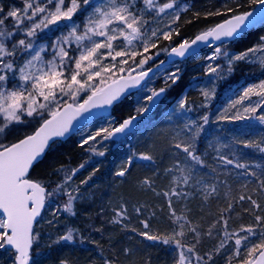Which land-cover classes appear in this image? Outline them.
Segmentation results:
<instances>
[{"label":"snow or ice","instance_id":"snow-or-ice-1","mask_svg":"<svg viewBox=\"0 0 264 264\" xmlns=\"http://www.w3.org/2000/svg\"><path fill=\"white\" fill-rule=\"evenodd\" d=\"M250 3L254 8H259L256 20L264 24V0H250ZM243 7L240 0L232 4L226 0L214 11L205 10V19L220 17L221 22L201 31L194 39L177 42L174 37L181 35L178 22L182 16L191 12L195 19H200L202 15L187 0H21L19 6L15 3L6 5L0 0V250L9 254L11 264H44L43 259L36 258L41 255L37 251L41 247V233L35 225L39 223L37 218L45 209L46 202L66 198L62 207L53 212V219L47 221L53 227L54 221L59 222L60 211L70 216L76 215L74 204L80 199V185L74 184V177L85 164L81 163L77 168L61 164L42 176L33 175L36 166L48 152L54 150L56 138L65 137L73 131V122L77 117L91 109L113 104L129 89L146 90L150 94L142 97L144 103L135 109L137 115L123 120L118 126L100 127L94 133L82 136L78 143L80 149L104 156L105 151L98 150L96 145L129 132L137 116L147 113L149 106L181 79V61L169 59L157 63L161 52L170 58L182 60L187 58L194 46L203 44L214 47L212 54L205 57L209 62L205 66V74L210 77L219 76L223 71L221 64L213 63L220 59L226 62L228 73L239 62L258 61L264 69V35H260L254 45L243 51L233 53L228 50L230 44L242 38L241 34L256 23L251 19L254 12L241 11ZM88 9L91 11L82 25L77 23V18ZM165 19L168 22L160 27V21ZM187 23H192V20H187ZM65 28L66 34L62 31ZM54 32L62 34L47 45L38 43L45 35ZM162 41L170 43L158 48ZM152 49L158 50L149 54ZM49 54L50 58H47ZM150 73L162 76L164 86L159 89L147 87L154 78ZM200 94L204 98L200 106L207 108L215 89L200 88ZM252 97L257 98L256 103H252ZM245 101H248L247 106H244ZM194 104L195 101H190L185 94L176 105L174 114L180 122L170 133L168 141V151L176 163L172 168L165 169V174L175 170L181 175L172 178L170 183L174 186L169 187L168 191L157 193L168 198L169 220L174 225L172 235L150 234L147 219L141 221L145 231L139 235L151 241L160 240L164 244L174 243L179 250L174 264H215L214 257L220 255L222 250L227 252L225 264H264V204L252 195L239 196V202H248L249 206L244 211L252 217V222L241 225L238 231H229V219L234 207L231 201L210 224L206 233H201L200 226L193 224L187 215L177 216L174 210L173 196L186 200L191 194L185 192L181 184L189 188H207L204 177L209 173L202 171L208 167L206 153L200 152L197 145L205 125L209 123V115L207 112L201 115L199 120L202 122L183 120L186 113L193 111ZM238 105L243 107V112ZM232 110L235 113L229 116ZM28 118L36 120L34 130L22 138L8 141V136L14 131L13 126L25 124ZM217 120L256 121L264 127V80L245 87L239 98L231 101ZM233 143L264 153V135L259 139L233 137ZM222 149H229L232 158L223 154ZM213 150L216 152L214 159L217 167L223 168L226 173L241 170L235 172L238 180L241 177L255 178L258 189L253 191L264 194V169L258 174L248 163L240 162L243 154L237 155L231 144L219 143ZM139 159L152 161L153 156L141 153ZM132 160L133 157H128L115 175L124 177L129 172ZM95 171L80 184H87ZM211 171L216 172L217 168ZM52 176L56 179H51ZM197 176L200 179H196ZM155 178H158L156 173L145 177L140 185L155 191L152 187ZM192 181L194 184L190 183ZM248 183L245 180L241 186L247 188ZM213 191H216L215 185ZM209 194L205 192L204 198L207 199ZM134 210L141 212L140 207ZM112 212L111 222L126 228L124 220L128 217V211L125 203H120ZM176 227L180 229L179 232ZM65 228L46 247L74 242L80 230L67 225ZM221 229L223 236L215 248L203 255L197 253L202 236L214 238V232L218 233ZM188 235L193 240L190 246L176 238ZM233 240L230 248H226L228 242ZM123 251L126 255L133 252L130 248ZM59 264H70V261L60 260ZM103 264L114 262L105 259Z\"/></svg>","mask_w":264,"mask_h":264},{"label":"trees","instance_id":"trees-1","mask_svg":"<svg viewBox=\"0 0 264 264\" xmlns=\"http://www.w3.org/2000/svg\"><path fill=\"white\" fill-rule=\"evenodd\" d=\"M3 2L6 5L15 3L19 6L21 0H3ZM187 2L194 5V10L201 11L202 15L200 19H195L191 12L182 16L181 21L178 22L181 35L174 37L177 42L189 39L196 33L212 26L216 21L221 20L220 17H209L207 19L203 17L205 10L214 11L213 7H216V9L220 8V0H187ZM240 2L244 4L241 11L252 7L250 0H240ZM85 14L84 12L83 16L80 15L78 18L84 17ZM187 20H192V23H187ZM76 22L79 23L80 20L77 19ZM173 26L175 27V25ZM263 28L258 26L248 31L233 46L230 48L228 46V50L235 53L251 47L256 43L260 35H264ZM66 32L67 29L63 31L64 34ZM61 34L62 32L48 33L43 39L38 40V43L47 45L54 37L56 38ZM169 43V41H162L158 48L168 46ZM157 50L152 49L149 54ZM163 56L164 52H161L158 60ZM47 58H50V54ZM149 63L151 64L152 61ZM215 63L221 64L223 71L220 72L219 76L214 77L206 75L205 69L197 73L188 66L184 67L181 79L167 90L155 112L149 119H143L137 125L134 133L126 135L118 141L106 140L104 147H97L98 150L105 151L104 156H96L80 149L78 143L82 135L75 134L64 142L55 143L54 150L48 152L42 162L36 166L33 172L34 176L46 175L53 168L60 167L61 164L69 168H77L81 163H84L85 167L80 169L79 173L74 177V184L80 185V199L74 204L76 215L70 216L60 211L58 214L59 222L54 221L55 227L49 225L51 228L47 232L48 234H46V229H41L45 230L46 240L40 249L37 250L41 253L40 256L36 257L37 259H43L44 264H59V261L64 259L70 261V264H103L105 259L113 261L114 264H174V261L178 258L179 251L174 243L164 244L160 240L151 241L140 236L139 233L145 231L141 221L147 219L150 223V229L148 230L150 234L172 235L174 225L169 220L168 198L157 195V193L168 191L169 187L174 186L170 183L172 176L165 174V169L172 168L176 163L175 158L168 151V141L171 138L170 133L176 124L180 122L174 112L178 101L185 94L188 95L190 101H195V104L192 105L193 111L184 115V121L194 119L197 122H202L199 117L205 112L209 115V123L205 125L197 145L200 152L206 153L205 160L208 167L202 169V171L209 173V175L204 177L207 188L203 186L189 188L181 184V188L191 194L186 200L175 196L172 197L177 216L187 215L193 224L200 226L199 231L201 233H206L210 224L216 220L220 212L231 201L234 207L229 219V231H238L241 225H247L252 222V217L244 211L249 204L247 201L239 202V196L242 194L252 195L254 199L264 204V194L253 191V189H258L255 178L241 177L238 180L235 172L241 170L234 169L231 173H226L223 168L217 167L214 159L216 152L213 150L217 147V144L214 142L213 137L215 135L232 134L228 144L232 145V150L237 155L243 154L240 162L248 163L249 167L258 174L261 169H264V153L233 143V137L237 139H259L260 136L264 135V127L256 121L229 122L227 120H217L221 112L228 107L229 99L232 96H236L246 85L252 84L254 81L264 80V69L261 68L258 61L256 63L239 62L234 66V70L228 73L225 61H216ZM221 76L223 78H220ZM152 86L157 89L164 85L156 82L152 83ZM200 88L215 89V95L207 108L200 106L204 99L200 94ZM138 106H131L126 101L122 102L115 107L113 112L115 119L119 121L121 118L135 113V109ZM234 113L235 110H232L228 115L232 116ZM170 116L172 117L171 119H169ZM30 120L28 119L29 122ZM102 120L103 118H99L95 122ZM27 126L34 129L36 120L33 119ZM28 133L30 132L26 130L21 136L15 135L10 140L14 141ZM221 151L223 154L229 155V158H232L229 149H222ZM141 153L151 154L153 160L145 161L139 159ZM128 157H133L129 172L124 177H117L115 173L125 165ZM118 162L120 163L117 167L116 163ZM212 168H217V171L212 172ZM94 170H96L95 175H92L88 183L80 184V181L87 179ZM154 173L158 174V178H155V183L152 186L155 191L152 188L142 187L140 181L145 177L153 176ZM51 179L55 180L56 177L52 176ZM196 179H200V176H197ZM245 180L249 181L247 188L241 186ZM190 183L194 184V181ZM214 185L216 186V191H213ZM205 192L210 193L207 199L204 198ZM65 199L57 198L54 202L48 201L47 207L42 212L41 220L49 216L50 211L48 212V210H50L52 204H56L57 207L55 210H51V215L53 211H57L58 207H62ZM122 202L125 203L128 211V217L124 222L128 225L126 229H130V239L127 242L119 238L111 241V238L119 235V224L112 223V225H108V227L114 226L116 229L115 231H107V229L103 228L102 223L107 225L112 220V209L117 208ZM132 204L135 208L140 205L141 212L137 213L134 211L132 214ZM51 215L49 219H52ZM225 216H228V213H225ZM65 225L80 230L76 240L68 244L62 242L52 248L46 247L50 240L56 239L57 235L62 234L66 230ZM133 228L136 229L135 232L132 231ZM120 231L122 232V230ZM176 231L179 232L180 229L176 227ZM103 235L110 239L102 242L101 240L104 239ZM222 236V229L218 233L214 232V238L202 236L200 244L197 245V253L203 255L214 249ZM81 238H83V242H81ZM176 238L181 239L182 243L187 246L193 243L191 235L183 238L177 236ZM91 241H97L98 243H91ZM233 243L234 240L229 241L226 248H230ZM125 248L132 249V254L126 255L123 251ZM226 255V250H222V253L215 255V258L219 263L225 264Z\"/></svg>","mask_w":264,"mask_h":264},{"label":"rangeland","instance_id":"rangeland-1","mask_svg":"<svg viewBox=\"0 0 264 264\" xmlns=\"http://www.w3.org/2000/svg\"><path fill=\"white\" fill-rule=\"evenodd\" d=\"M94 1L98 2L99 0H94ZM235 1H236V0H235ZM90 11H91V9H88V10L85 12L86 14H85L84 17H82V18H77V19L80 20L79 23H80L81 25H82V22H83L84 18L88 15V12H90ZM82 16H83V15H82ZM167 22H168L167 19L162 20V21H160L159 26H160V27H163L164 24L167 23ZM77 23H78V22H77ZM153 26H156V24H153ZM173 27H174V26H173ZM64 30H66V28L63 29L62 31H64ZM54 39H55V37L53 38V40H54ZM213 50H214V47L209 46V47L203 49V50L201 51L200 54H198V55H196V56H192V57L188 58L187 60L180 62V67H181V69L183 70L184 67H187V66H188V67L194 69V71L197 72V73H198V71L204 70L206 64L209 63V62L205 59V57L208 56V55H211L212 52H213ZM258 55H259V54H258ZM220 61H224V60H223V59L218 60V62H220ZM213 63H215V62H213ZM170 70H174V69H170ZM204 75H205V74H204ZM156 82H159V83L163 84V77H162V76H155V77L153 78V80H152V83H156ZM258 82H259V81H254L253 83H258ZM152 83L148 84L147 87H149V88H153ZM253 83H252V84H253ZM248 85H250V84H248ZM248 85H246L245 87H247ZM245 87H243V88L239 91V93H238L236 96H232V97L229 99V103H230L231 101H234V100L238 99L239 96L242 94V91H243V89H244ZM148 94H150V93H148L146 90H144V91H140V93H137L136 95H134V96H132L131 98H129L128 100H126V102H127V103H130L131 106H132V105H139V106H140V105H142V104L144 103V100L142 99V97L145 96V95H148ZM256 102H257V98H256V97H252V103H256ZM247 104H248V102H244V106H247ZM237 107L239 108V110H240L241 112H243V107H242V106L239 105V106H237ZM150 116H151V115H150ZM150 116L146 117L145 119H149ZM28 119H31L30 122L27 121L25 124H17V125H14V126H13L14 131L12 132L11 135L8 136V140H10V139H12L13 137H15V135H19V136H21L22 133H23L24 131H26V130H28V131L30 132L31 129H33V127L30 128L29 126H27V124H30L31 121H33V118H28ZM118 122H119V121H117V120L115 119V115L113 114V115L110 116V117L103 118V120L100 121V122H92V123L86 125V126L83 127L81 130H79V132H78L77 134L83 136V135H86V134L89 133V132L94 133V132H95L97 129H99L100 127H111V126H117V125H118ZM231 135H232V134H230V135H215V136L213 137V139H214V142L217 144V147H218V146H219V143H229L230 140H231V138H232ZM98 139H99V138H98ZM10 141H11V140H10ZM98 146L104 147V146H105V141H103L102 143L96 145V147H98ZM119 163H120V162L116 163V166H117V167H118ZM169 175L172 176V178H173L174 176H175V177H179V176L181 175V173L178 172V171H175V170H174V171H173L172 173H170ZM46 207H47V202H46V206H45V208H46ZM56 207H57L56 204H52L50 210H48V212L50 211L49 216H48V217H45V218L42 219V220H41V216H40V218L38 219L39 223H38L37 225H35L36 229L38 228L37 230L41 233V236H43L42 239H41V241H40L41 246L45 243V240H46V239H45V237H46V235H45V230H41V229H42V228L46 229V234H48L47 232H49L51 226H49V224L47 223V221L53 219V215H51V210H55ZM139 207H141V206L139 205ZM136 208H137V206H136ZM53 212H54V211H53ZM53 212H52V214H53ZM62 212H63V211H62ZM58 214H59V213H58ZM50 215H51V218H52V219H49ZM214 260H215V264H222V263H219L218 260H217L215 257H214ZM0 264H11V260L9 259V254H5V253H3L2 250H0Z\"/></svg>","mask_w":264,"mask_h":264},{"label":"water","instance_id":"water-1","mask_svg":"<svg viewBox=\"0 0 264 264\" xmlns=\"http://www.w3.org/2000/svg\"><path fill=\"white\" fill-rule=\"evenodd\" d=\"M248 11H253V12H254V15H253V17H252L251 19L256 20V17H257V15L259 14V11H260L259 8H254V6H253V8L250 9V10H248ZM259 24H261V23L259 22V20H256V23L253 24V25H251L248 29H246V30H245V33L248 32L252 27L257 26V25H259ZM245 33H242V34H245ZM198 34H199V33H198ZM242 34H241V35H242ZM196 35H197V34H196ZM196 35H195V36H196ZM195 36L192 37L191 39H194ZM215 43H216V44H219V42H215ZM204 47H206V46L203 45V44H200V45L194 46L193 49L190 50V54H188L187 57L199 53L200 50H201L202 48H204ZM169 59H177V60L182 61V60H184L185 58L182 59V60H181V58H175V57L170 58V57H168L167 54H165V56H164L162 59H160V60H165V61H167V60H169ZM158 62H159V61H157V63H158ZM166 66H167V64L165 65V67H166ZM149 75L152 76V75H154V74H153V73H150ZM158 89H159V88H158ZM137 90H138V89H129V90H128V91H127V92H126V93H125V94H124V95H123L118 101H114L113 104H111V105H103V106H100V107H97V108L91 109V111L88 112V113H83L81 116L77 117V120H76V121L73 122V124H74L73 131H72L70 134L66 135L65 137H62V138H56V140H62V141H63V140H65V139H67L70 135H72L74 132H76L80 127H82V126H84L85 124L89 123V122L92 121L93 119H96V118H99V117H108L109 115H111V113H112V111H113V109H114V107H115L116 105H118V104H120L121 102H123V101L126 99L127 96H129L131 93H133V92H135V91H137ZM163 97H164V94H163L160 98H158L157 100H155L154 103H153L152 105L149 106V111H148L147 113H144L143 115H138V116H137V119L134 121V124H133L131 130H130L129 132H127L125 135L130 134V133H133V132L135 131V129H136V125H137V123H138L140 120H142L143 117L147 116L148 114L153 113V112L156 110L157 105L159 104V102L163 99ZM134 115H137V114H130V115H128V116L122 118L121 121H120V123H122L123 120H125V119H127V118H129V117H131V116H134ZM120 123H119V124H120ZM119 124H118V125H119ZM118 125H117V126H118ZM125 135H123V136L117 135L116 138L111 139V140H112V141H118V140H120L122 137H124ZM42 211H43V209L41 210V213H42ZM38 218H39V217H38ZM38 218H37V220H38Z\"/></svg>","mask_w":264,"mask_h":264},{"label":"bare ground","instance_id":"bare-ground-1","mask_svg":"<svg viewBox=\"0 0 264 264\" xmlns=\"http://www.w3.org/2000/svg\"><path fill=\"white\" fill-rule=\"evenodd\" d=\"M234 1H235V0H227V2H228L229 4H230V3H233ZM225 2H226V0H220V4H221V5H223ZM252 8H253V6H252L251 8H249V9H247V11L250 10V9H252ZM212 9H215V10H216V7H213ZM219 22H221V20L216 21L215 23H219ZM215 23H214V24H215ZM214 24H213V25H214ZM258 26L264 27V24H260V25L254 26V27H252L250 30H252V29H254L255 27H258ZM250 30H249V31H250ZM262 31H264V28H263ZM200 32H201V31H200ZM200 32H198V33H200ZM198 33H196V34H198ZM246 33H247V32H246ZM246 33H245V34H246ZM196 34H195V35H196ZM245 34H242L241 36L243 37ZM195 35H194V36H195ZM194 36H192V37H194ZM192 37H191V38H192ZM191 38H189V39H191ZM238 39H240V38H238ZM233 45H234V43L230 44V45H229V48H230L231 46H233ZM152 76H154V75H152ZM140 91H141V90L138 89L137 91L131 93L129 96L126 97L125 101L128 100L129 98H131L132 96L136 95L138 92L140 93ZM134 106H136V105H134ZM133 114H136V112L133 113ZM99 118H100V117H99ZM99 118L93 119V120L90 121L89 123H87V124H85L84 126L80 127L76 132H74L72 135H70L67 139H69L71 136L77 134V133L79 132V130H81L83 127H85L86 125H88V124H90V123H92V122H95V121H96L97 119H99ZM123 118H124V117H123ZM140 122H141V120H140ZM138 124H139V123H137V125H138ZM137 125H136V129H137ZM136 129H135V130H136ZM33 130H34V129H33ZM33 130H32V131H33ZM32 131H30V133H31ZM138 131H139V130H138ZM134 132H135V131H134ZM134 132H133V133H134ZM30 133H28V134H30ZM26 135H27V134H26ZM127 135H128V134H127ZM125 136H126V135H125ZM125 136H124V137H125ZM122 138H123V137H122ZM122 138H121V139H122ZM67 139H65V140H63V141H62V140H56V142H64V141H66ZM56 142H55V143H56ZM134 209H135V206L132 204V208H131V213H132V214H133L134 211H135ZM102 224H103V228L107 229V231H108V230H110V231H115V229H116V228H114V226H109V227H108V225H112V222H111V221H109L107 225H106V224L104 225V223H102ZM124 224L127 225V223H125V222H124ZM118 227H119L120 230H122V232L119 230V235H118V236H115V237H113V238H111V241H112V240H115L116 238H119V239H121V240L127 242L128 239H130V238H129V237H130V229H126V228L128 227V225H127L126 228H124L122 225H118ZM103 231H104V230H103ZM105 231H106V230H105ZM120 232H121V233H120ZM116 235H117V234H116ZM93 238L97 239L96 237H93ZM103 238H104V239L101 240L102 242H104V240H105V242H106L107 239H110L109 237H106L105 235H103ZM91 243H92V242H91Z\"/></svg>","mask_w":264,"mask_h":264}]
</instances>
